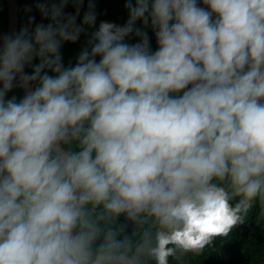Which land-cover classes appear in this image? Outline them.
<instances>
[{
	"label": "clouds",
	"instance_id": "1",
	"mask_svg": "<svg viewBox=\"0 0 264 264\" xmlns=\"http://www.w3.org/2000/svg\"><path fill=\"white\" fill-rule=\"evenodd\" d=\"M83 3L0 36V264H169L264 215V0ZM121 215L135 244L97 223Z\"/></svg>",
	"mask_w": 264,
	"mask_h": 264
},
{
	"label": "trees",
	"instance_id": "2",
	"mask_svg": "<svg viewBox=\"0 0 264 264\" xmlns=\"http://www.w3.org/2000/svg\"><path fill=\"white\" fill-rule=\"evenodd\" d=\"M200 0H198V3ZM36 0H19V29L27 23L29 15H34L36 20L33 23L41 22V17L35 7L31 12L25 10L26 5H34ZM88 0H84L81 7V16L87 9ZM95 12L97 14V23L100 20L112 21L117 24H122L127 19V9L124 7L125 0H94ZM207 7L206 5H202ZM65 11L71 12L73 8L67 7ZM0 20L3 24V34H7L8 23V7L6 0H0ZM79 20V17H78ZM43 22H47L44 20ZM140 22L137 21V26ZM149 35V42L153 50L156 43L152 30L146 29ZM87 36L82 34L75 43H65L61 49L62 57L65 64L70 61L75 62V57L85 43ZM129 42H135V37ZM23 89L14 88L7 96L16 95L19 99L23 95ZM7 98V97H6ZM89 207V206H86ZM99 208L91 211V215L95 218ZM97 223L102 229L113 228L118 230L120 238L127 236L135 244L142 233L151 225L150 222L143 224L125 221L123 216L114 219H102ZM141 264H155L148 257L142 259ZM169 264H264V215L260 213L258 204H254L250 209L248 217L245 220L234 226L233 230L226 237H215L210 245L199 254H181L177 253L175 257H169Z\"/></svg>",
	"mask_w": 264,
	"mask_h": 264
},
{
	"label": "water",
	"instance_id": "3",
	"mask_svg": "<svg viewBox=\"0 0 264 264\" xmlns=\"http://www.w3.org/2000/svg\"><path fill=\"white\" fill-rule=\"evenodd\" d=\"M8 7L7 33L19 31V0H6Z\"/></svg>",
	"mask_w": 264,
	"mask_h": 264
},
{
	"label": "rangeland",
	"instance_id": "4",
	"mask_svg": "<svg viewBox=\"0 0 264 264\" xmlns=\"http://www.w3.org/2000/svg\"><path fill=\"white\" fill-rule=\"evenodd\" d=\"M2 34H3V24L0 20V36H2Z\"/></svg>",
	"mask_w": 264,
	"mask_h": 264
}]
</instances>
